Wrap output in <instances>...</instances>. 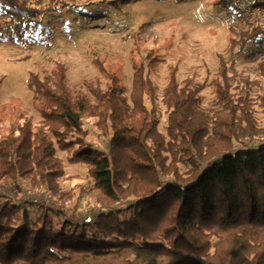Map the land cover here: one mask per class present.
Here are the masks:
<instances>
[{
    "label": "trees",
    "instance_id": "16d2710c",
    "mask_svg": "<svg viewBox=\"0 0 264 264\" xmlns=\"http://www.w3.org/2000/svg\"><path fill=\"white\" fill-rule=\"evenodd\" d=\"M227 2L216 5L226 8ZM59 5L0 0V21L43 42L47 28L40 19ZM227 13L237 14L231 8ZM229 42L230 56L256 57L264 52V27L257 19L245 28L232 22ZM147 58V65L136 67L129 97L119 76L99 61L106 88L90 86L86 94L72 88L64 63L43 78L30 74L42 121L13 124L0 140V180L11 190L24 181L44 188L62 207L38 206L41 214L33 219L1 192L0 264H264V126L255 117L252 84L246 81L238 97L232 94L221 56L211 82L216 100L205 109L201 92L208 83H179L171 67L162 97L168 114L163 134L149 77L158 62ZM258 70L264 78V60ZM261 106L264 111V97ZM87 118L106 138L103 149L87 142ZM58 150L69 155L70 165L87 167L94 187H78L77 198L89 193L98 207L95 222H55L76 197L60 185L66 171Z\"/></svg>",
    "mask_w": 264,
    "mask_h": 264
},
{
    "label": "rangeland",
    "instance_id": "374dc122",
    "mask_svg": "<svg viewBox=\"0 0 264 264\" xmlns=\"http://www.w3.org/2000/svg\"><path fill=\"white\" fill-rule=\"evenodd\" d=\"M50 0H29L32 6L40 7ZM219 0H55L60 3L58 9L40 19L47 28L46 36H40L43 42H33L36 35L19 31L18 38L0 32V140L10 127L25 119L35 126L42 119L34 104V95L28 87L31 73L43 78L58 63L68 67L70 85L76 91L86 94L88 87L106 88L107 79L99 70L97 61L114 71L126 87L129 97L136 67L148 64V56L157 59V67L149 73L156 87L158 103L162 112L160 131L166 134L167 110L162 97L168 85V72L171 67L177 69V79L182 83L193 78L196 83H208L201 92L202 106L212 108L216 96L211 85L220 68V57L226 60L227 75L232 79V94L240 95L247 81L251 83V99L255 117L259 126H264V111L261 99L264 97V78L258 70V64L264 60V52L256 57L245 53L240 56L229 55L230 26L232 22L247 27L255 19L264 27V0H227V7L216 5ZM231 8L237 12L234 17L228 14ZM241 15V16H238ZM11 22L0 21V28L6 33ZM16 29V28H14ZM5 39L7 41H5ZM24 40L26 42H24ZM146 104L149 106L148 101ZM88 131L87 142L94 148L103 149L106 138L102 137L93 118L85 120ZM57 156L65 163L66 175L60 180L63 190L75 192V199L65 206L61 217L55 222L70 219V214L78 209H98L89 193L81 201L78 187H94L85 165H70L69 155L58 150ZM21 189L11 190L10 185L0 180V193L11 192L4 197L13 204L27 209L33 219L39 217L41 209L29 203L24 206L26 181ZM61 202V201H60ZM121 204V203H120ZM96 221V220H95ZM93 221V222H95Z\"/></svg>",
    "mask_w": 264,
    "mask_h": 264
},
{
    "label": "built area",
    "instance_id": "2783aa9c",
    "mask_svg": "<svg viewBox=\"0 0 264 264\" xmlns=\"http://www.w3.org/2000/svg\"><path fill=\"white\" fill-rule=\"evenodd\" d=\"M9 27H6V31L9 30L8 33L5 34V32L0 28V32L2 35L4 36H8V37H12L17 39L18 38V34L19 31L17 29L12 28V26L9 24ZM10 28V29H9ZM24 42H26L24 40ZM14 198H17L18 196L13 195V194H18V193H11L9 192ZM22 195H26V199L29 200V202H25V199H21L24 200V206H26L28 203L30 205H36L39 207H43L46 209H60L62 207V203L59 202L50 192L46 191H33L30 189L25 190V192ZM96 212L97 209H78L76 211H74L72 214H70V219L74 220L75 222L80 221L82 218L87 217L89 218L91 221H95L96 220Z\"/></svg>",
    "mask_w": 264,
    "mask_h": 264
}]
</instances>
